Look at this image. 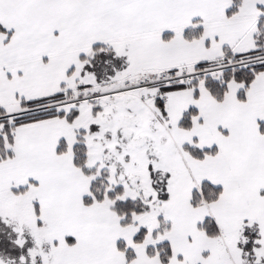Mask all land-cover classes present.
<instances>
[{
    "label": "snow or ice",
    "instance_id": "snow-or-ice-1",
    "mask_svg": "<svg viewBox=\"0 0 264 264\" xmlns=\"http://www.w3.org/2000/svg\"><path fill=\"white\" fill-rule=\"evenodd\" d=\"M0 264H264V0H0Z\"/></svg>",
    "mask_w": 264,
    "mask_h": 264
}]
</instances>
